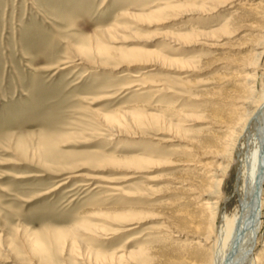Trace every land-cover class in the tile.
Returning a JSON list of instances; mask_svg holds the SVG:
<instances>
[{"label":"rangeland","instance_id":"obj_1","mask_svg":"<svg viewBox=\"0 0 264 264\" xmlns=\"http://www.w3.org/2000/svg\"><path fill=\"white\" fill-rule=\"evenodd\" d=\"M167 2L0 0V264H204L241 213L236 173L218 196L207 176L259 40L238 17L264 0L154 13ZM234 9L241 33L198 39L221 47L178 40ZM259 224L264 264L263 182Z\"/></svg>","mask_w":264,"mask_h":264},{"label":"bare ground","instance_id":"obj_2","mask_svg":"<svg viewBox=\"0 0 264 264\" xmlns=\"http://www.w3.org/2000/svg\"><path fill=\"white\" fill-rule=\"evenodd\" d=\"M200 1L202 3H198L197 0H174L172 3L167 2L163 8L154 13L182 9L187 10L188 13L195 14L202 11L209 15L208 13H215L220 10L223 4L229 0ZM237 13L238 10H232L231 14L227 18L225 17L226 19H222V21L224 20L223 22H219L220 25L217 28L209 30V32L193 29L188 34L178 36V40L188 43L192 39L191 42L193 44H202L209 50L221 47V45L207 42L212 41L211 39L213 38H231L241 33L243 29L235 27V25H238L239 20L235 18ZM238 18H250L254 24H257L256 26H251L248 31L258 32L259 40L254 42L253 46H250L252 51L251 59L242 67V70L246 73L244 79L236 86L233 85L234 89L232 88V92L234 97L230 100H234L237 104L229 107L225 105L227 118L222 122V125L226 131L216 141L221 146L222 164L218 168L213 169L207 178L215 189L213 194L218 196L222 194V188L231 171L233 170L236 173L241 213L233 216H222L219 219L216 237H213V234L205 236L203 243L210 245L213 254L210 255V258L207 257L208 261L204 262V264H260L262 258L261 255L254 256V247L260 232L259 193L261 183H264V89L258 91L257 87L258 69L264 56V27L259 26L258 23L264 21V6L261 12L249 11L247 15L244 14ZM189 35L194 37L185 40ZM197 36L200 37L198 38ZM200 38L210 39L209 41L201 42L198 40ZM244 47H241V49ZM100 50L104 51L105 49ZM148 53L153 54L149 51ZM208 55H212L211 52L200 51L194 58L198 60ZM122 57L126 60L127 55ZM190 61H186L188 62L187 64H190ZM42 247V245L36 244L38 250H42Z\"/></svg>","mask_w":264,"mask_h":264}]
</instances>
